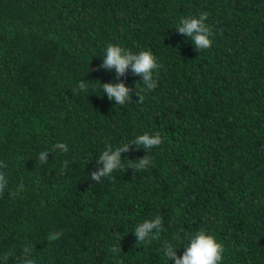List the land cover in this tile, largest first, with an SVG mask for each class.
Listing matches in <instances>:
<instances>
[{"label": "trees", "instance_id": "1", "mask_svg": "<svg viewBox=\"0 0 264 264\" xmlns=\"http://www.w3.org/2000/svg\"><path fill=\"white\" fill-rule=\"evenodd\" d=\"M201 12L213 44L196 51L176 29ZM109 44L150 51L157 87L100 68ZM114 80L132 89L123 106L103 93ZM157 132L161 145L89 179L108 145ZM0 162L8 264L26 245L37 264H175L165 243L182 256L199 230L223 244L221 264H264V0H0ZM156 216L159 238L137 245L135 227Z\"/></svg>", "mask_w": 264, "mask_h": 264}, {"label": "clouds", "instance_id": "2", "mask_svg": "<svg viewBox=\"0 0 264 264\" xmlns=\"http://www.w3.org/2000/svg\"><path fill=\"white\" fill-rule=\"evenodd\" d=\"M208 16L209 13L201 12L199 17L182 18L176 29L180 34H183L192 41L196 51H203L212 47L213 41L210 37L213 33L205 23ZM103 57V63L100 65V68L114 70L115 80L124 76L129 68H131L135 75L142 77L144 85L142 91H151L157 87L154 72H158L161 65L150 51H140L134 54L119 45L109 44ZM115 80L112 83L102 84L103 93L107 94L109 100L123 106L131 100L132 89L126 86L125 83H117ZM77 89L87 92L89 84L82 80L78 83ZM135 94L138 97V101L142 103L144 96L141 94V91H137ZM162 143L161 134L157 132L155 135L148 133L139 135L130 143H125L116 148L108 145L107 149L103 151L96 162L98 165H102V167H99L96 171H92L89 174V179L98 183L102 178L111 177L115 170L122 169V153L128 152L132 146H135L136 149L143 147L149 153L150 150ZM55 149L67 152L68 146L64 143H57L53 146V150ZM48 157L49 152L42 151L39 153L38 158L41 163H46ZM130 161L132 162L131 168L135 171L146 169L152 163L148 154L136 161ZM67 165L68 161H64L65 168ZM6 167L7 164L0 162V168ZM8 183L6 175L0 171V194L4 193ZM23 187V183H21L14 194L22 191ZM162 223V218L156 216L153 219H148L138 224L134 229L137 245L150 244L153 240L158 239L163 230ZM61 235L62 233L60 232H52L48 235L47 239L49 241H56ZM188 240L189 243L184 247L185 251L182 256L177 254V248L172 243H165L162 251L167 260L174 261L175 264H221L225 248L214 236L208 234L205 230H199L194 235L189 236ZM32 250V247L29 245L23 247L20 264H37V260L31 255ZM111 251L118 252L119 248L113 246ZM11 258L12 253L7 252L3 256H0V261H3V264H8Z\"/></svg>", "mask_w": 264, "mask_h": 264}]
</instances>
